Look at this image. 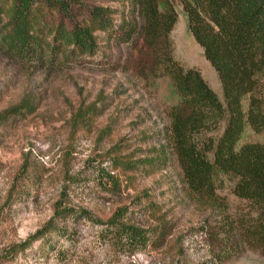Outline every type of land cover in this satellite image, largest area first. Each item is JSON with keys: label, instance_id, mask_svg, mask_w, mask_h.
I'll use <instances>...</instances> for the list:
<instances>
[{"label": "rangeland", "instance_id": "rangeland-1", "mask_svg": "<svg viewBox=\"0 0 264 264\" xmlns=\"http://www.w3.org/2000/svg\"><path fill=\"white\" fill-rule=\"evenodd\" d=\"M169 1L176 12L168 34L173 58L196 67L221 99L214 70L180 6ZM93 6L108 10L111 29L93 30V54L62 46L51 66L26 62L7 48L1 37L8 28L0 27V112L20 110L0 124V264H264L260 251L240 237L248 205L232 194L230 181L220 176L213 198L198 197L187 190L170 151H160L176 98L168 77L152 70L151 48L121 41L123 23L137 20L129 1L79 0L66 13L43 7L44 40L57 25L88 24ZM243 142L264 144V136L246 128ZM114 153L138 164L114 168ZM23 160L31 174L17 180L7 198ZM105 173L117 177L119 189L106 184ZM56 202L96 221L55 219L59 232L5 259L2 250L48 221ZM118 205L125 206L126 221L145 229L143 246L131 250L106 229L103 222Z\"/></svg>", "mask_w": 264, "mask_h": 264}, {"label": "trees", "instance_id": "trees-1", "mask_svg": "<svg viewBox=\"0 0 264 264\" xmlns=\"http://www.w3.org/2000/svg\"><path fill=\"white\" fill-rule=\"evenodd\" d=\"M128 1L137 20L123 23L121 41L140 40L151 48V68L158 76L168 77L176 98L166 112V143L159 147L160 151H170L187 190L198 197L213 198L215 181L220 176L230 181L232 194L248 205L246 220L238 224L240 237L264 257V144H238L246 128L264 136V0H176L189 34L217 76L221 99L196 67L183 66L173 58L168 34L176 12L171 2ZM78 2L0 0V27L8 28L1 42L26 62L37 61L42 66H51L62 46H71L68 53L75 55L93 54V30L112 27L104 7L87 8L88 24L75 25L70 30L57 25L50 41L44 40L41 30V8L66 13L70 5ZM19 113V107L1 111L0 124ZM112 156L114 168L138 164L115 153ZM30 170L23 160L7 190V198L17 191L16 181L28 177ZM104 176L109 187L119 189L116 176ZM125 213V206L118 205L103 223L116 242L134 250L144 245L146 231L126 221ZM64 217L96 221L84 210L56 202L53 216L24 240L4 248L3 257L9 259L32 242L59 232L52 222Z\"/></svg>", "mask_w": 264, "mask_h": 264}]
</instances>
